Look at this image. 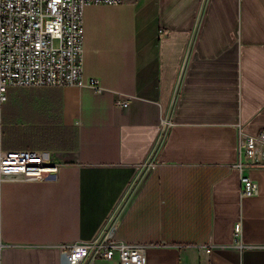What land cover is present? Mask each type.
Masks as SVG:
<instances>
[{
	"label": "crops",
	"instance_id": "1",
	"mask_svg": "<svg viewBox=\"0 0 264 264\" xmlns=\"http://www.w3.org/2000/svg\"><path fill=\"white\" fill-rule=\"evenodd\" d=\"M84 49L103 93L8 90L3 148L46 151L58 170L0 182V264H62V246L112 216L118 241L147 246V264H264V165L252 164L264 158H243L253 197L234 166L240 129L264 131V0L90 5ZM118 94L133 97L127 108Z\"/></svg>",
	"mask_w": 264,
	"mask_h": 264
},
{
	"label": "built area",
	"instance_id": "2",
	"mask_svg": "<svg viewBox=\"0 0 264 264\" xmlns=\"http://www.w3.org/2000/svg\"><path fill=\"white\" fill-rule=\"evenodd\" d=\"M124 0H0V182L9 179L41 181L53 177L58 167L49 154L40 150H8L2 146V114L12 87H89L97 93L106 89L96 77L84 73V11L90 5H119ZM115 105L127 108L133 97L117 95ZM171 125L162 118L164 131ZM239 160L234 165L241 174V196L253 197L259 185L245 171L243 158H264V131L257 135L240 129ZM252 164H263L264 159ZM155 167L154 163L145 164ZM118 223L109 218L91 240L62 246V264L117 260L118 264H147L146 245L116 239ZM237 224L236 233L240 235ZM240 248L252 246L239 243ZM1 230L0 254L4 249Z\"/></svg>",
	"mask_w": 264,
	"mask_h": 264
}]
</instances>
